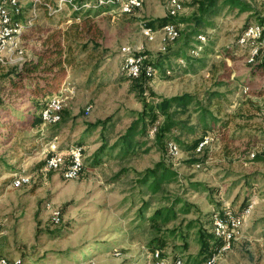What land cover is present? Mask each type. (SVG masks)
I'll list each match as a JSON object with an SVG mask.
<instances>
[{"label": "rangeland", "instance_id": "rangeland-1", "mask_svg": "<svg viewBox=\"0 0 264 264\" xmlns=\"http://www.w3.org/2000/svg\"><path fill=\"white\" fill-rule=\"evenodd\" d=\"M207 1L186 0L174 18L180 36L173 42L160 23L169 16L168 0H145L132 14L94 8L104 36L74 39L76 60L62 82L63 119L57 124L34 122L56 92L36 98L28 88L7 86L0 93L6 104L0 102V256L23 264H147L159 249L165 264L176 257L206 264L202 239L212 233V214L226 203L241 210L254 198L258 203L243 231L214 264H264V157L258 158L264 153V115L258 111L264 59L251 64L237 42L246 25L264 18V0H216L206 14ZM145 21L155 23L153 40L142 30ZM68 25L65 13L41 12L23 36L22 52L5 57L0 70L37 57L47 37ZM128 55L144 56L138 77L124 68ZM150 65H158L153 75L146 73ZM182 95L190 97L187 106L173 102L162 112V101ZM168 120L184 125L161 140L159 129ZM135 123H147V131L122 150L116 144ZM207 135L213 140L202 152L189 147ZM54 136L63 148L84 145L78 178L66 179L42 163ZM170 139L180 145L178 157L168 151ZM161 165L173 174L154 189L146 172ZM22 173L31 181L14 186ZM48 203L60 210L59 222ZM160 210L169 218L153 219Z\"/></svg>", "mask_w": 264, "mask_h": 264}, {"label": "built area", "instance_id": "built-area-1", "mask_svg": "<svg viewBox=\"0 0 264 264\" xmlns=\"http://www.w3.org/2000/svg\"><path fill=\"white\" fill-rule=\"evenodd\" d=\"M145 0H29V8L24 9L23 0H0V63L5 57L23 50V36L25 32L35 24V20L41 12L55 16L65 13L67 23L80 22L81 16L87 9H94L100 6L109 5L113 10L122 13L132 14L142 9ZM186 0H168V14L176 17L185 8ZM162 32L167 41L173 42L180 36L178 24L175 21H168L162 26ZM142 30L149 40L155 39V30L146 24ZM202 42L206 41L205 34H199ZM238 44L248 51V60L251 64H257L264 57V23L257 22L247 25L239 34ZM167 47L163 46V50ZM125 51H129L124 48ZM143 55H128L125 59L127 73L130 76L138 77L143 71ZM25 61V60H24ZM157 70L153 65L148 66L147 75H153ZM66 83L62 84L57 91L40 110V117L45 124H57L62 121V110L65 102L64 92ZM91 107H87V113ZM156 130V127L153 129ZM212 135L205 136L199 143L197 150L201 151L212 142ZM264 151V138H263ZM168 151L171 156L178 157L181 153L180 145L174 141H168ZM44 166L47 170L59 171L66 179H76L85 168V147L80 143H70L67 148L60 145L58 136H54L43 151ZM252 157L256 152L252 151ZM31 181V175L19 174L12 184L16 187L27 184ZM258 199H251L241 210L234 209L230 203L212 214V223L215 236L224 241V244L215 250L206 260V264H214L219 255L230 249L232 242L243 231L248 218L252 215ZM52 212L54 222L60 221V210L48 203ZM2 226L0 224V233ZM0 264H23L22 259H12L8 256H0ZM147 264H165V259L159 249L151 252ZM171 264H185L181 257H176Z\"/></svg>", "mask_w": 264, "mask_h": 264}, {"label": "trees", "instance_id": "trees-1", "mask_svg": "<svg viewBox=\"0 0 264 264\" xmlns=\"http://www.w3.org/2000/svg\"><path fill=\"white\" fill-rule=\"evenodd\" d=\"M232 1L235 2L234 0ZM207 2L209 4H207V6L203 9V12L206 14L212 12L213 8L216 5V0H208ZM107 6L108 5L100 7L106 8ZM27 8H29V5L28 7L27 5L24 7V9ZM93 10L94 9L90 8L84 11L81 16L80 22H74L68 25L66 29H56L55 31H53V33H51L45 41L46 47L37 54V57L26 58L22 65L18 68L10 69L6 72L0 70V93L5 90L7 86H11L15 90L28 88L36 98H44L59 91L63 80L69 74V67H72L74 65V61L76 60L73 47L74 39H86L87 41H89L90 39L97 40L104 36L103 28L100 27V25L92 15ZM174 18L175 17L171 16L162 18L160 20L161 26H163L168 21H174ZM260 21L264 23V18H260ZM146 24L153 28L155 23L153 21H146ZM175 55H178V53ZM158 65L162 66V63ZM158 65H153L156 70H158ZM189 100L190 97L188 95L177 96L171 100L168 99L162 101V103L160 104V108L161 110H163L162 112H165V114H167L166 112L173 102L181 104L183 107H185L187 106ZM0 102L1 105L6 108V104L3 103L1 98ZM156 117H158L157 114L155 115L153 122L156 121ZM40 121H42V119L39 114L38 117L34 118V122L39 123ZM182 124L184 125V123H182L181 121H166L159 129V139L167 141L168 134L173 130V128H180L182 127ZM227 127L228 124H226L223 129ZM146 131L147 123L144 125V127L141 128H139L137 123H135L131 125L129 129H127L125 134L122 135V137L119 139L120 141L118 142V144H116V146L118 145V147H120L122 150L129 151L136 144V134H144ZM225 133L226 132H223V134ZM170 140L176 141L175 139ZM200 142L201 139H195L189 145V147L191 146L194 149H197ZM204 148L199 152H202ZM104 151L105 148L102 147L101 151H98L94 155V158H100ZM260 157H264V153L258 155V158ZM1 163L3 162L0 161V164ZM42 163L44 164V161ZM161 166L162 167H160L159 169L160 171L148 170V172H146L149 180H151L150 184L154 189H157V187L159 186V181L165 178H169V176L173 174L164 165ZM157 218H162L164 220L168 219V212L163 210L158 211V213L153 216V219ZM223 244L224 241L217 238L213 231L211 234L207 235V238H205L204 235L202 239V257L208 258Z\"/></svg>", "mask_w": 264, "mask_h": 264}, {"label": "crops", "instance_id": "crops-1", "mask_svg": "<svg viewBox=\"0 0 264 264\" xmlns=\"http://www.w3.org/2000/svg\"><path fill=\"white\" fill-rule=\"evenodd\" d=\"M255 103L259 106V102L258 101H255ZM260 104L262 105V107H261V109H260V107H259V110L258 111H260L261 113H263V115H264V104H263V102H260ZM259 112V113H260Z\"/></svg>", "mask_w": 264, "mask_h": 264}]
</instances>
